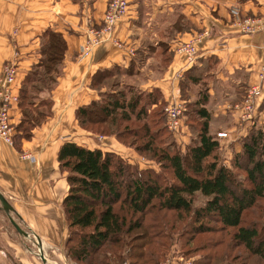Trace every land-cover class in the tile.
Instances as JSON below:
<instances>
[{
  "label": "trees",
  "instance_id": "1",
  "mask_svg": "<svg viewBox=\"0 0 264 264\" xmlns=\"http://www.w3.org/2000/svg\"><path fill=\"white\" fill-rule=\"evenodd\" d=\"M63 49L57 32L43 33L40 56L17 89L15 148L50 115L49 92ZM205 59L198 71L190 66L179 79L189 131L182 151L165 127L164 102L156 89L141 91L127 83L121 73L128 70L117 65L92 74L91 86L103 90L75 109L77 125L113 136L153 160L157 170L72 141L59 145L56 160L67 183L61 201L64 249L70 261L159 264L175 243L184 256L196 255L192 264H264V130L253 120L237 138L239 149L229 165L221 161L206 107L204 73L214 61ZM258 110H264V95Z\"/></svg>",
  "mask_w": 264,
  "mask_h": 264
},
{
  "label": "crops",
  "instance_id": "2",
  "mask_svg": "<svg viewBox=\"0 0 264 264\" xmlns=\"http://www.w3.org/2000/svg\"><path fill=\"white\" fill-rule=\"evenodd\" d=\"M106 2L0 0V71L4 61L14 59L16 91L40 56L43 33L51 30L64 40L61 70L49 92L50 115L15 148L14 124L20 113L14 104L10 109L11 143L0 139V195L9 206L5 210L0 204V264L70 263L64 249L67 230L61 209L67 183L56 160L63 141L110 151L130 163L128 157L140 159L113 136L93 134L76 123L75 109L96 99L103 90L91 86L96 70L114 65L126 68L129 73L122 72L121 76L127 83L141 91L156 89L164 106L177 101L185 105L178 87L182 72L190 66H196L193 72L198 71L210 56L214 63L204 73L206 107L210 131L226 133L224 138H217L219 146L229 144L233 151L239 149L236 140L245 133L246 125L236 121L229 106L240 101L250 86L260 85L262 89L252 121L258 124L264 120V110H258L264 95L260 76L264 27L254 33L241 32L230 11L237 8L240 17L259 15L264 12V0H127V12L115 22L110 37L83 50L86 30L99 26ZM197 34V52L191 60L174 51L176 42ZM164 48L166 52H161ZM216 94L221 102L215 105L211 99ZM224 118L227 120L222 122ZM173 138L182 151L189 142L184 123ZM22 153L31 157L21 158Z\"/></svg>",
  "mask_w": 264,
  "mask_h": 264
},
{
  "label": "built area",
  "instance_id": "3",
  "mask_svg": "<svg viewBox=\"0 0 264 264\" xmlns=\"http://www.w3.org/2000/svg\"><path fill=\"white\" fill-rule=\"evenodd\" d=\"M230 11L241 32L254 33L264 27V12L259 15L240 17L237 8H231ZM126 12L127 0H107L99 26H90L86 30V38L82 45L83 50H87L103 40L108 39L115 22ZM199 35L192 36L185 41L176 42L174 51L185 54L191 60L197 52ZM113 42L117 45L119 44L116 40H113ZM261 49L264 51V41ZM262 68L263 70L260 76L264 80V64ZM16 75L17 65L14 59L4 61L0 71V139L7 143H11L13 133L10 109L17 102V91L15 89ZM261 96V86L253 85L244 92L240 101L229 106V109L235 112L236 121L245 125L251 124L257 108L256 101ZM185 109L182 101L168 103L163 107L165 127L173 135L178 134L182 129ZM225 136V132L220 131L216 133L217 138H224ZM20 157L30 158L31 155L22 153Z\"/></svg>",
  "mask_w": 264,
  "mask_h": 264
},
{
  "label": "rangeland",
  "instance_id": "4",
  "mask_svg": "<svg viewBox=\"0 0 264 264\" xmlns=\"http://www.w3.org/2000/svg\"><path fill=\"white\" fill-rule=\"evenodd\" d=\"M216 95H217L216 98H214V99L212 98L211 99L212 102L215 105L217 103L221 102V97L218 96V94H216ZM210 102L211 101H209L208 106H209ZM226 120L227 119L224 118V119H222V122H225ZM254 124L255 125H259L264 130V120H261V122H259L258 124L254 120ZM249 125H251V124H247L246 125L245 132H246L247 127ZM211 129H212V132H214V129L213 128H211ZM232 149H233V147H231V145H229V144H222V146H220L219 156H220L221 161L225 165H229V162H230V159H231V156H232V153H233ZM128 159L131 160V163H135L136 165L140 166L141 168L150 167V168H153V169L157 170V164L153 160L148 161V160L143 159V157H141V156H140V159L138 158L137 160H135L134 158H130V157H128ZM194 259H196V255H191V256L190 255H186V256H184L182 254L181 250L178 248V246L175 243H172L170 245V247L168 248V251L165 253V256H164L163 260L161 262H159V264H192V261ZM69 262L70 263H68V264H75L72 261H69ZM122 264H127V261L124 260L122 262Z\"/></svg>",
  "mask_w": 264,
  "mask_h": 264
},
{
  "label": "water",
  "instance_id": "5",
  "mask_svg": "<svg viewBox=\"0 0 264 264\" xmlns=\"http://www.w3.org/2000/svg\"><path fill=\"white\" fill-rule=\"evenodd\" d=\"M0 204L3 207V209H5V210L9 209L7 202L5 201V199L1 195H0ZM18 231H19V229H18Z\"/></svg>",
  "mask_w": 264,
  "mask_h": 264
}]
</instances>
